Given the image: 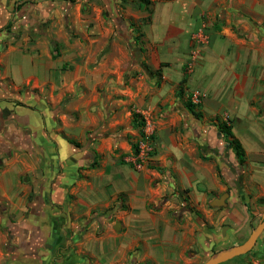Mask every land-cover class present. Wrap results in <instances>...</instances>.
I'll return each instance as SVG.
<instances>
[{"label":"crops","instance_id":"0c3cea01","mask_svg":"<svg viewBox=\"0 0 264 264\" xmlns=\"http://www.w3.org/2000/svg\"><path fill=\"white\" fill-rule=\"evenodd\" d=\"M96 1H88L87 5L95 9ZM14 2L0 0V32L8 28L1 35L7 47L0 54V73L2 79H8V85L0 87L1 104L8 111L3 119L0 117V264H181L187 249L195 251V256L200 258L205 242L211 247L220 242L233 243L237 238L240 240L231 246L244 241L250 232L242 224V217L227 206L222 212H208L214 220L207 231L202 220H192L187 208L171 212V200L165 199L160 210H147V205L156 206L162 196L171 195L173 190L161 172L155 169L143 172L146 168L134 171L126 163L130 152L127 141L131 138L118 143L115 134L95 140L92 137L88 147L78 149L62 142L53 132L57 145L54 149V142L49 143L50 137L45 133L44 103L37 102V110L30 111L22 106L27 103L21 102L15 108L11 98L23 86L36 89L48 85L52 91L72 88L68 79L61 78L57 63L46 49V36L38 34L37 29L42 24L45 27V22L48 27H60L65 22L61 15L73 9L66 0H19L18 13L13 15ZM235 3L237 8L255 15L258 20H247H255L259 27L247 22L252 30L248 35L238 28H233V34L229 30L215 35L208 33L209 45L195 59V70L186 85L202 93L200 107L204 116L222 114L220 109L224 108L242 125H247L252 118L238 112L237 107L247 104L243 95L246 92H264V2L235 0ZM218 7L217 4L209 9L205 0H171L154 6L150 22L154 37H158L156 41L167 43L175 37L186 42L193 37L196 43H205L204 31L209 30L202 28L203 15L208 17V22L225 17L226 24L239 19L234 9ZM90 20L104 22L97 16ZM24 29H32L35 37L24 35ZM220 39L235 44L233 50L218 53L215 44ZM94 72L96 77L104 78L122 71L107 68ZM121 92H128V97L120 101L125 119L115 120L113 127L127 124L130 111H137L142 105L140 96L131 88ZM248 130L252 132L251 139L256 140L251 126ZM231 132L247 157L246 138L234 129ZM111 149L117 154L112 155ZM71 153L75 155L68 158ZM79 154L87 158L96 155L97 163L93 167L80 164ZM55 155L66 157L56 164L57 176L51 162L47 167L43 163L44 157L51 160ZM119 155L126 165L117 158ZM259 155L264 162V149ZM22 156L36 158L30 163ZM153 160L163 162L155 155ZM170 169L178 185L189 188L187 205L201 207V201H206L205 194L196 189L201 170L185 171L177 165ZM170 169L166 168L165 173ZM186 176L190 179L185 184ZM258 183L263 190L264 178ZM226 198L227 205L232 207L237 199L236 191H229ZM261 234L263 238L258 241V237L252 249L244 254L248 257H235L221 264H264V231ZM193 261L191 258L187 263Z\"/></svg>","mask_w":264,"mask_h":264},{"label":"rangeland","instance_id":"374dc122","mask_svg":"<svg viewBox=\"0 0 264 264\" xmlns=\"http://www.w3.org/2000/svg\"><path fill=\"white\" fill-rule=\"evenodd\" d=\"M66 1L72 6L73 12L66 11L61 15V19H65V22L60 27L54 28L48 27V22H45V27L42 24V27H38L37 33H43L46 36V49L50 56L57 54L56 57L51 58L57 63L56 67L60 70L61 78L68 79L72 88L68 91H52L48 85L36 89L23 86L13 92L15 97L11 99H13L14 107L20 106L21 102L22 104L27 103L22 106H25L26 110L33 111L37 110V102L44 103V110L47 112L45 113V133L50 137L48 142H54V149L57 145L53 132L62 142L72 140L74 144L70 145L78 149L88 147L92 137L94 140L101 139L109 134L117 135L118 143L122 139L131 138L127 141L130 144L138 135L136 129L127 128L131 113H136L141 117V111L146 112L148 122L155 131L154 155L161 157L163 162L153 160L143 172L151 169L161 172V175L166 178L164 180L168 181L173 190L171 195L168 193L162 196L156 206L149 204L146 209L160 210L165 199L171 200L173 203L171 212L181 211L180 209L184 208L189 209L192 220L198 222L202 220L207 231L212 228L210 222L214 220L213 215L209 216L208 212H222L227 206V208H233L238 217H242V224L246 226L249 233L264 213V189L261 190L258 183L264 178V162L261 156H258L264 149V92L243 94L248 102L244 107H237V111L250 116L252 122L242 125L239 119L229 115L224 108L220 109L222 114L204 116L200 107L202 93L186 85V81L195 70V59L209 45L208 33L215 35L220 31L224 33V30H229L228 32L233 34V28H238L248 35L252 30H250V23L247 22L253 23L254 28L259 27L255 24L257 17L244 9L237 8L235 0L234 3L231 2L232 0H221V3L219 0H205L209 9L217 4L218 8L234 9L235 14L238 15V21L226 24L225 17H221L222 20L215 18L214 21L209 19L210 22H208V17L203 15L201 17L202 24H204L202 28L209 30L204 31L207 37L206 40L204 39L205 43H196L193 37L189 40L193 41L192 43L175 37L169 38L171 42L166 43L156 41L158 37H154L155 30L151 27L150 21L147 25L137 28L139 20L147 16L143 9L131 6L137 3V0H97L95 9L87 5L91 0ZM149 1V18L151 19L154 6L171 0ZM20 5L19 0H15L11 9L13 15L18 13ZM96 16L104 22L101 24L90 20ZM251 18L255 20H247ZM67 19L70 21L67 22ZM219 21L223 23L220 24ZM128 24L132 26L128 27ZM30 30L32 29H24V35L29 38L35 37L36 33ZM138 31L141 36L135 44L134 38L137 37ZM6 32L8 28H2L0 32V46L4 47L2 49L0 47V54L7 47L6 41L1 38V35H5ZM165 37L167 35L162 38L165 39ZM216 42H218L215 44L218 53L231 51L235 45L224 43L222 39ZM107 68L118 69L122 72L119 75L116 72L104 78L93 75L94 70L100 71ZM99 79L102 81L98 82ZM181 79L185 82L181 86V96L177 98L176 92ZM0 84V87L8 85V79H2L1 73ZM128 88L140 96L142 108L130 111L127 124H116L113 127L115 120L125 119L123 104L120 101L128 97V92H125L126 94L121 92L127 91ZM195 91L198 93L195 111L201 114L198 119L192 117L183 108V103L186 99L191 101ZM237 94L241 96V91L238 90ZM240 96H238L239 99ZM7 113L8 111L3 108L0 100V117L3 119ZM216 117L228 125L231 131L234 129L236 133L246 138L248 144H245V149L249 152L243 164L238 165L230 151L226 157H223L224 141L223 136L217 133ZM49 118H51L50 123H48ZM250 126L253 132H256L254 138L256 140L251 139L252 132L248 130ZM131 130L134 131L133 134L128 132ZM194 133L201 143L194 140ZM237 138L242 142L239 136ZM111 150L112 155L117 154L114 149ZM73 155L75 154H69L68 158ZM79 155L78 158L82 154ZM97 157L96 155L92 158L82 156L79 158V163L88 165L94 162L95 164ZM21 158L34 163L36 157L22 156ZM49 158V156L44 157L43 163L47 167V164L51 162L53 173L57 176L59 170L56 164L60 160H66V157L63 159L62 156L55 155L51 157V160ZM117 158L125 164L122 155ZM173 165L185 171L189 168L201 170L200 180L196 185L197 191H201L206 196V201L200 203L201 207L187 205L189 188H181L178 185L175 174H172L170 169ZM166 168L170 169L169 173H165ZM189 179V176H186L183 182L186 184ZM231 190L236 191L237 199L235 204L229 207L226 195ZM218 199L222 200L221 203L215 204L214 202ZM181 206L183 208H180ZM215 220L220 221L217 216ZM221 224L223 227V223ZM262 238L263 234H260L258 241ZM238 239L233 243L220 242L211 247L205 242L202 248L204 254L200 258L195 256V251L187 249L180 263L201 264L212 254L235 244ZM246 257L248 254L239 256L237 259ZM191 258H194L195 262L187 263Z\"/></svg>","mask_w":264,"mask_h":264},{"label":"trees","instance_id":"16d2710c","mask_svg":"<svg viewBox=\"0 0 264 264\" xmlns=\"http://www.w3.org/2000/svg\"><path fill=\"white\" fill-rule=\"evenodd\" d=\"M137 3H133L131 6L133 8L136 9H143L146 13L147 16L145 18H141L139 20L138 23V29L143 26V25H147L150 21L149 18V14H150V1L149 0H137ZM131 27L132 24H128V27ZM141 36L140 32L138 31V35L137 37L134 38V43L137 44L138 38ZM57 54H53L51 57H56ZM148 72L149 69H147ZM184 79H181L178 83V90L176 92V97H180L181 96V86L184 83ZM195 105L193 104L189 99H186V101L183 103V108L194 118L198 119L201 117L200 112L195 111ZM215 126L217 128V133L223 136V141H224V147H223V157H226L228 154V151H230L236 162L238 163V165L243 164V162L245 161V154H244V150L241 147L240 143L238 142V140L233 136L232 132H231V128L226 125L223 121L219 120V118H215ZM129 127L131 129H136V131L138 132L137 137H139L141 135V130L143 127V121L141 119V117L139 115H137L136 113H131V118H130V123H129ZM194 135V140L197 141L198 143H201L200 139L198 136ZM69 144H74L72 140H67L66 141ZM75 146V145H74ZM129 151L130 153L134 154L136 151V146L134 141L131 142L129 144ZM95 164L94 162H92L90 165H88V167H93ZM215 170L217 171V167H215ZM188 211H190L188 209Z\"/></svg>","mask_w":264,"mask_h":264},{"label":"built area","instance_id":"2783aa9c","mask_svg":"<svg viewBox=\"0 0 264 264\" xmlns=\"http://www.w3.org/2000/svg\"><path fill=\"white\" fill-rule=\"evenodd\" d=\"M198 93L195 91L191 97L193 104L197 103ZM141 119L143 127L141 135L134 140L136 151L134 154L130 153L127 156L126 163L136 171H141L151 165L154 158V129L149 124L146 112L141 111Z\"/></svg>","mask_w":264,"mask_h":264},{"label":"water","instance_id":"95a60500","mask_svg":"<svg viewBox=\"0 0 264 264\" xmlns=\"http://www.w3.org/2000/svg\"><path fill=\"white\" fill-rule=\"evenodd\" d=\"M222 201L218 199L216 201ZM264 231V213L261 216V219L257 222V224L252 228L249 235L246 237L244 241L241 243L230 246L224 250L218 251L208 257L201 264H221L232 258L242 256L248 253L252 247L254 246L257 238Z\"/></svg>","mask_w":264,"mask_h":264},{"label":"bare ground","instance_id":"6f19581e","mask_svg":"<svg viewBox=\"0 0 264 264\" xmlns=\"http://www.w3.org/2000/svg\"><path fill=\"white\" fill-rule=\"evenodd\" d=\"M214 203H215V204H219V203H221V201H220V200H219V201H215Z\"/></svg>","mask_w":264,"mask_h":264}]
</instances>
